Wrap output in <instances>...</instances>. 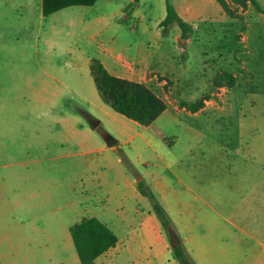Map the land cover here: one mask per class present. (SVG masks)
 Instances as JSON below:
<instances>
[{"label": "rangeland", "instance_id": "1", "mask_svg": "<svg viewBox=\"0 0 264 264\" xmlns=\"http://www.w3.org/2000/svg\"><path fill=\"white\" fill-rule=\"evenodd\" d=\"M171 1L192 27L186 41L176 25L162 34L164 0H97L48 17L42 0H0V264H80L70 229L90 217L120 240L146 218L176 261L132 181L165 209L157 177L189 197L178 179L237 181L253 165L248 179L264 180V0H226L241 19L215 0ZM102 49L119 59L111 72L164 101L151 125L100 99L88 62Z\"/></svg>", "mask_w": 264, "mask_h": 264}, {"label": "crops", "instance_id": "2", "mask_svg": "<svg viewBox=\"0 0 264 264\" xmlns=\"http://www.w3.org/2000/svg\"><path fill=\"white\" fill-rule=\"evenodd\" d=\"M98 59L110 74L128 79L111 72L109 62L119 65V59L114 60L106 49L100 51ZM159 160L166 167V161L161 157ZM256 168L247 167V175L237 181L197 180L191 187L178 179L191 197L157 177L153 187L176 222L179 238L194 264H264V180L248 179V173L252 174ZM259 170L263 172V165ZM130 186L135 190L136 181ZM206 215L210 218L208 221H204ZM145 223L146 218L131 230L126 240H120L112 230L117 242L98 256L95 264H177L168 257V244L159 227L148 229Z\"/></svg>", "mask_w": 264, "mask_h": 264}, {"label": "trees", "instance_id": "3", "mask_svg": "<svg viewBox=\"0 0 264 264\" xmlns=\"http://www.w3.org/2000/svg\"><path fill=\"white\" fill-rule=\"evenodd\" d=\"M97 0H42L41 13L48 17L63 9L74 6H92ZM140 0H133L137 4ZM223 13L230 19H241L230 9L226 0H215ZM246 7L247 2L253 0H230ZM165 16L159 23L163 35H168L170 27L176 25L180 31V39L186 41L192 33V27L178 14L171 0H164ZM133 11L131 7L130 12ZM90 75L100 99L113 111L147 127L155 122L165 111L164 101L143 83L120 78L108 72L97 58H92L89 64ZM201 103L191 107L193 111L200 108ZM138 192L147 197L152 210L163 231L169 237V229L175 230L168 213L157 200L142 178L136 182ZM70 236L80 264H95V259L113 247L117 242L114 232L102 221L95 217L84 218L70 229ZM174 259L179 264H194L185 246L181 242L172 248Z\"/></svg>", "mask_w": 264, "mask_h": 264}, {"label": "water", "instance_id": "4", "mask_svg": "<svg viewBox=\"0 0 264 264\" xmlns=\"http://www.w3.org/2000/svg\"><path fill=\"white\" fill-rule=\"evenodd\" d=\"M107 143L109 145H112L113 141H111V139H107ZM169 239H170L171 248H175L181 243L180 238L173 229H169Z\"/></svg>", "mask_w": 264, "mask_h": 264}]
</instances>
